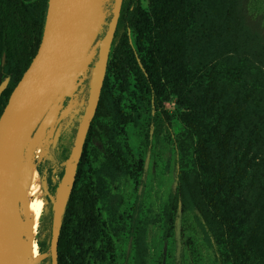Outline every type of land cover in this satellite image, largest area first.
Returning a JSON list of instances; mask_svg holds the SVG:
<instances>
[{
  "label": "trees",
  "instance_id": "obj_1",
  "mask_svg": "<svg viewBox=\"0 0 264 264\" xmlns=\"http://www.w3.org/2000/svg\"><path fill=\"white\" fill-rule=\"evenodd\" d=\"M47 5L48 0H0V83L8 78L7 85L0 89V114L39 47ZM239 5V0H150L148 14L139 0L122 1L100 98L89 119L72 185L58 219L51 200L44 198L35 238L40 253L49 251L43 261L84 264L86 247L95 240L105 263H115L109 218L101 209L108 193L107 172L135 175L122 149L109 138L115 116L124 122L131 120L117 109L119 100L108 96L110 74L120 79L130 73L141 93L150 94L155 111L152 125L157 135L170 116L163 105L166 89L175 93L181 108H188L182 84L197 71H205L206 83L200 86L196 99L200 115L181 114L196 138L195 176L190 179L187 171H180L173 207L180 216L191 205L211 240H227L230 252H224V258L231 260L230 264H242L243 258L250 255L257 258L256 264H264V179L253 197H235L250 171L260 165L264 168V71L250 61L242 45L244 26ZM101 12L104 16L91 44H97L94 64L113 15V0L103 3ZM129 31L136 35L139 51L143 52L140 57L130 42ZM200 79L203 82L204 78ZM204 116L213 117L208 127L201 122ZM68 121V116L63 117L59 130ZM79 127L71 129L60 178ZM54 149L52 144L48 152ZM58 186L51 189L52 193ZM244 225L245 234L241 229ZM54 242L55 258L51 254ZM224 258L223 254L219 256V264H224Z\"/></svg>",
  "mask_w": 264,
  "mask_h": 264
},
{
  "label": "rangeland",
  "instance_id": "obj_2",
  "mask_svg": "<svg viewBox=\"0 0 264 264\" xmlns=\"http://www.w3.org/2000/svg\"><path fill=\"white\" fill-rule=\"evenodd\" d=\"M106 1L108 0H100L101 6ZM139 2L141 8L149 14L150 0ZM239 3L244 26L242 45L250 61L264 71V0H239ZM103 16L100 10L99 24ZM129 35L130 42L140 57L143 52L139 51L136 35L131 31ZM96 49L97 44L90 46L83 57V72L73 77L69 91L60 99V114L55 125L46 132L43 140L39 139L38 128L29 138L23 152L21 162L32 161L36 164L40 198L44 203V198L48 196L56 215L59 214V208L56 207L54 200L56 190L52 193L51 189L61 182L60 169L64 166L63 158L70 146L71 129L77 128L82 122L85 87L94 66ZM2 64L1 60L0 78ZM205 76V71H197L182 84V93L187 99L186 101L184 98L181 99L188 108H181L175 93L169 88L166 89L163 105L170 116L167 118L168 123L163 122L160 125L157 135L152 125L155 111L150 94L141 93L130 73L120 79L114 78L111 74L109 76L107 86L109 98L119 100L117 107L119 112L131 117L129 122H124L115 116L111 122L112 131L109 138L122 149L135 175L130 177L107 172L108 193L102 199L101 209L103 215L109 218L110 233L115 242L114 264H219V256L222 258L223 254L224 258V252L229 255L228 241L220 239L221 241L217 243L211 240L191 205H188V210L179 216L172 203L180 171H187L190 179L195 176L193 171L196 138L194 133L190 134L181 114L192 112L199 114L196 99L200 96V86L206 83ZM201 77L204 78L202 84ZM7 83L8 78L3 79L0 89ZM112 112L116 114L114 109ZM65 116L69 117V121L62 130H59L58 123ZM201 122L208 127L213 122V117L204 116ZM86 125L88 127V124ZM56 133L58 136L55 140ZM52 144L55 145V149L48 152ZM263 179L264 168L260 165L255 171H250L239 185L235 197L239 200L253 197ZM30 195V199L35 201L34 195L31 193ZM16 203L21 209L20 200ZM20 216L19 221L24 219L22 209ZM241 229L245 234L247 225ZM38 232L39 224L36 235ZM40 234L42 238L43 233ZM86 248L84 264H106L101 257L98 241L90 240ZM256 261L257 258L250 255L243 258L242 264H256ZM230 263L231 260L224 258V264ZM40 264L51 263L42 260Z\"/></svg>",
  "mask_w": 264,
  "mask_h": 264
},
{
  "label": "water",
  "instance_id": "obj_3",
  "mask_svg": "<svg viewBox=\"0 0 264 264\" xmlns=\"http://www.w3.org/2000/svg\"><path fill=\"white\" fill-rule=\"evenodd\" d=\"M122 1L113 0V15L91 71L83 121L93 115L100 98ZM100 10V0H48L39 47L0 114V264H20L12 247L10 226L14 222V195L21 188L19 173L26 142L90 48L100 25H96ZM64 175L65 171L61 180ZM55 253L54 242L53 258Z\"/></svg>",
  "mask_w": 264,
  "mask_h": 264
},
{
  "label": "bare ground",
  "instance_id": "obj_4",
  "mask_svg": "<svg viewBox=\"0 0 264 264\" xmlns=\"http://www.w3.org/2000/svg\"><path fill=\"white\" fill-rule=\"evenodd\" d=\"M96 25H99V19H97ZM83 68L84 64L82 59L76 66L75 72L68 81L67 85L40 123L38 127L40 130V140H43L46 132L49 131V129L55 125L57 119H59L58 117L60 114V99L69 91V85L73 77L75 75L81 74L83 72ZM90 115L91 114H89L88 117L84 121L82 120V122L80 123L72 155L66 163L65 175L61 180L59 186L57 187L55 193L54 200L56 207L59 208V213L63 208L70 191L76 166L75 162L80 155L81 146L87 130L86 124L89 123ZM19 175L21 179V188L20 190L16 191L14 195V202L12 207L14 222L10 226V234L13 237L12 247L16 253L18 260L20 261V264H40V262L48 254L39 252L38 245L35 239L44 204L39 195V175L36 169V164L32 161L27 163L21 162ZM30 193L34 195L35 201H32L30 199ZM17 200H20L21 202V209L24 215V219L20 221L19 219H21V209L20 205L17 206Z\"/></svg>",
  "mask_w": 264,
  "mask_h": 264
}]
</instances>
